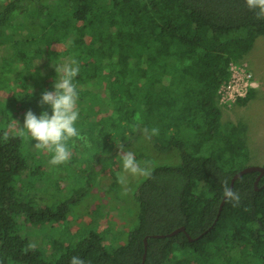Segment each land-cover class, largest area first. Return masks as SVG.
<instances>
[{"label":"trees","instance_id":"trees-1","mask_svg":"<svg viewBox=\"0 0 264 264\" xmlns=\"http://www.w3.org/2000/svg\"><path fill=\"white\" fill-rule=\"evenodd\" d=\"M261 37L264 19L245 0H0V264H70L73 256L85 264H169L178 248L202 264H264V176L258 189L259 172L236 180L241 202L226 200L221 210L224 183L231 187L246 168L250 150L246 127L224 121L218 96L229 65L248 61ZM73 57L80 64L76 126L90 146L75 141L71 148L80 155L88 148L85 173L117 158L119 144L139 161L132 147L141 138L167 159L137 191L139 222L126 243L108 249L91 231L52 258L38 246L29 250L27 233L66 222L75 200L34 209L36 198L24 199L29 160L39 158L9 121L23 124L29 109L51 114L39 106L41 94L53 90L54 66ZM20 83L28 97L23 111L15 100ZM256 92L237 104L245 107ZM138 127L159 135L146 138ZM187 131L200 136L197 148L184 140ZM182 227L193 242L184 232L154 238Z\"/></svg>","mask_w":264,"mask_h":264},{"label":"rangeland","instance_id":"rangeland-1","mask_svg":"<svg viewBox=\"0 0 264 264\" xmlns=\"http://www.w3.org/2000/svg\"><path fill=\"white\" fill-rule=\"evenodd\" d=\"M246 62L258 84L257 97L245 107L239 106L237 102L229 105L220 103V106L225 122H242L246 127L245 139L250 150V159L245 167H261L264 165V37L257 40ZM15 87L21 91L15 98L18 101L17 109L23 111L25 106L21 101L25 103L28 101L25 93L27 89H23L22 84ZM9 124H11L9 127L13 128L17 122L10 120ZM19 125L22 126V122ZM27 139L32 142L29 150H33L35 141ZM184 140L190 149H194L198 147L201 139L194 131H187ZM144 141V138L138 139L132 147L138 153L139 162L143 166V162L148 161L151 168L160 166L162 160L167 159L166 155L155 157ZM72 143L70 142V147ZM81 148L82 146L79 150ZM87 149L80 155L77 150L71 148L72 159L59 166H52L49 161H45L48 154L44 151H37L39 160H29L23 181L26 190L22 189L21 192L24 196L29 195L24 199L36 198L35 203H31L34 209L40 206L56 209L70 199L75 200V203L70 202L67 205L69 214L66 222L47 223L30 229L27 233L28 239L42 249L46 256L59 257L67 249V245H74L77 239L84 238L91 231H98L104 239V245L111 249L126 243L130 232L138 226L137 191L147 177L129 176L128 194L121 195L122 188L117 182L118 174L122 171L120 155L102 161L99 167L85 173V170L90 169L89 165L84 167V161L89 159L86 157ZM84 187L87 188L85 196H79L80 190ZM109 214L111 217L103 221L101 228L100 219ZM185 252L178 248L174 260L171 259L169 264H202L193 252Z\"/></svg>","mask_w":264,"mask_h":264},{"label":"clouds","instance_id":"clouds-1","mask_svg":"<svg viewBox=\"0 0 264 264\" xmlns=\"http://www.w3.org/2000/svg\"><path fill=\"white\" fill-rule=\"evenodd\" d=\"M245 4L250 11H253L256 19H264V0H245ZM71 43V42H69ZM57 78L53 85V90H45L41 94L38 102L40 107L47 105L51 109L42 111L36 115L31 109L24 115L23 125L19 122L15 125V134L21 138H30L35 141L33 144L37 151H44L51 154L49 164L59 166L68 163L72 159L70 142L80 141L84 145L90 146L86 136L77 128V121L80 118L78 109L79 93L75 78L80 72V64L73 57L68 61L54 66ZM139 131L146 138L159 135L156 127H138ZM3 139L7 141L9 134L3 132ZM118 154L122 161V171L118 174L117 182L121 185V195L128 194V177H148L152 176V168L148 161H137L135 153L125 150L124 144L117 145ZM223 196L232 203L233 207L239 206L241 195L238 191L230 188L227 182L224 183ZM36 244H29V250H35ZM70 264H85V261L73 256Z\"/></svg>","mask_w":264,"mask_h":264},{"label":"built area","instance_id":"built-area-1","mask_svg":"<svg viewBox=\"0 0 264 264\" xmlns=\"http://www.w3.org/2000/svg\"><path fill=\"white\" fill-rule=\"evenodd\" d=\"M231 78L224 82L219 90V104H233L239 98H245L251 90H257L258 84L247 62H232L229 65Z\"/></svg>","mask_w":264,"mask_h":264},{"label":"water","instance_id":"water-1","mask_svg":"<svg viewBox=\"0 0 264 264\" xmlns=\"http://www.w3.org/2000/svg\"><path fill=\"white\" fill-rule=\"evenodd\" d=\"M253 172H259V173H260V175H259V177H258V179H257V181H256V183H255L256 188L258 189L259 182L261 181V179H262L263 176H264V167H263V166H261V167H254V166H252V167H247V168H245V169L239 171V172L234 176L230 188H232V189L234 188V185H235L236 180H238L239 178L243 177L244 175H246V174H248V173H253ZM225 202H226V198H224V200H223V203H222V206H221V210H222V208L224 207ZM182 232H184V233H186V234L188 235V237L190 238V241H192V242L194 241V239L191 238L190 235L188 234V232H187V230H186L185 227H182V228H180V229L174 231L173 233H171V234H169V235H166V236H164V235H156V236H154V238L172 237V236L178 235V234H180V233H182ZM145 244H146V248H147V247H148V238L145 239ZM145 259H146V255H145V257H144V260H145Z\"/></svg>","mask_w":264,"mask_h":264}]
</instances>
